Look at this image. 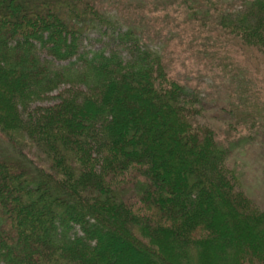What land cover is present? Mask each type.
I'll return each mask as SVG.
<instances>
[{
  "label": "trees",
  "instance_id": "1",
  "mask_svg": "<svg viewBox=\"0 0 264 264\" xmlns=\"http://www.w3.org/2000/svg\"><path fill=\"white\" fill-rule=\"evenodd\" d=\"M99 2L0 0V138L23 154L0 151V264L264 258V211H241L245 193L226 164L229 148L197 118L187 88L169 78L162 57L134 28L114 37L134 46L126 59L103 49L77 54L80 35L105 19ZM242 2V14L225 23L221 12L215 25L264 52V0ZM40 47L60 61L77 54L82 64L55 70L37 58ZM61 84L86 89L30 111ZM247 113L250 125L262 126L256 109ZM150 139L167 151L171 176L151 158ZM26 147L38 160L24 155Z\"/></svg>",
  "mask_w": 264,
  "mask_h": 264
},
{
  "label": "rangeland",
  "instance_id": "2",
  "mask_svg": "<svg viewBox=\"0 0 264 264\" xmlns=\"http://www.w3.org/2000/svg\"><path fill=\"white\" fill-rule=\"evenodd\" d=\"M181 1L165 0V4L163 0H100L105 19L99 22L97 29L80 35L77 54L103 49L116 51L126 59L134 52V46L118 41L115 36L117 32L134 28L144 46L162 57L169 78L187 88V100L194 104L195 107H190L197 112L200 122L214 131L215 139L222 147L229 148L226 164L232 166L245 193L239 196L238 206L243 213L255 216L264 211V52L242 44L233 35L224 34V30L218 31L215 25L221 12L225 23L242 14V0H200L198 8L191 0L185 1L184 5ZM219 8L220 12L216 13ZM204 10L209 11L205 14ZM77 54L60 61L44 48L36 50L39 61H49L55 70L71 61L77 66L82 64ZM71 89L83 91L86 85L61 84L43 99L31 103L30 111L59 103L61 93L67 96ZM254 109L260 116L257 123L262 126L248 122L247 111L252 113ZM144 131H147L146 127ZM150 141L156 143L151 158L162 168V173L171 176L172 171L166 165L167 151L162 154L157 149V140ZM0 151L20 158L23 155L2 138ZM36 154L34 149L25 148L24 155L35 161L38 160ZM188 169V166L186 169L181 167L178 173L183 176ZM132 204L134 209L141 210L140 202ZM74 232L81 235L78 227ZM88 250L91 255L93 251ZM258 257L243 264H264V258Z\"/></svg>",
  "mask_w": 264,
  "mask_h": 264
}]
</instances>
